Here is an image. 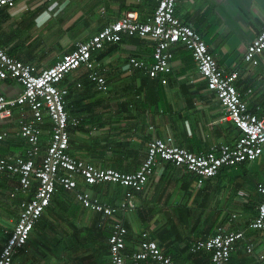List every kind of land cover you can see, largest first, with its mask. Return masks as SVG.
I'll use <instances>...</instances> for the list:
<instances>
[{
    "label": "crops",
    "instance_id": "obj_1",
    "mask_svg": "<svg viewBox=\"0 0 264 264\" xmlns=\"http://www.w3.org/2000/svg\"><path fill=\"white\" fill-rule=\"evenodd\" d=\"M157 3V0H16L14 7H0V45L40 71L128 11L135 12L138 21H147ZM47 12L51 16L38 25ZM176 15L202 35L222 70L238 72L235 80L238 90L249 108L264 117V51L255 63L244 60L247 46L264 27V0H177ZM153 48L150 40L124 35L120 42L93 52L108 81L110 89L106 97L85 96L84 91L91 90L87 83L77 88L85 70L76 71L73 83H67V77L61 82L70 87L67 110L82 120L80 126L71 130L69 152L74 157L99 167L132 172L139 168L152 137L195 153L206 152L220 143L233 144L238 139L240 130L232 121L223 119V105L215 92L208 89L192 51L186 46L172 47V70L158 78H151L143 69L126 66L129 57L152 64ZM163 78L167 81L163 82ZM21 87L15 80L0 79V93L7 96L19 93ZM5 127L11 137L0 147V156L23 153L25 146L17 152L22 142L17 123ZM259 158L264 159V155L226 167L239 172L246 163ZM162 166L144 191L134 193L127 208L120 207L127 191L124 186L79 184L80 188L91 189L102 202L114 206L112 217L83 206L73 190L59 187L32 228L27 243L15 250V264H111L108 236L118 219L128 228V251L138 249L142 232L147 231L176 264H205L208 258L204 257L209 254H194L190 247L222 226L227 230L244 229L246 233V240L236 244L232 264H264V230L248 227L262 201L257 186V192L255 187L245 188L237 180L240 173L224 172L226 167L215 177L204 179L184 167ZM0 179V216L4 214L7 219L6 226L0 225L1 249L19 218L16 203L20 204L21 196L15 202L11 196L6 200V189L11 191L18 180L3 175ZM243 193L249 194L250 200H238L237 196ZM235 202L238 206L233 209ZM248 243L253 244L254 252L247 251Z\"/></svg>",
    "mask_w": 264,
    "mask_h": 264
},
{
    "label": "built area",
    "instance_id": "obj_2",
    "mask_svg": "<svg viewBox=\"0 0 264 264\" xmlns=\"http://www.w3.org/2000/svg\"><path fill=\"white\" fill-rule=\"evenodd\" d=\"M157 1L155 12L147 21H138L136 13L128 11L122 18L104 27L90 39L77 43L56 63L40 71H35L31 63L10 55L0 45V79H12L22 86L19 93L12 96L0 93V127L17 123V133L26 144L23 153L0 156V175L16 177L18 180L10 196H21L19 218L0 249V264H15V250L27 243L32 228L50 205L59 187L73 190L83 206L105 217H112L114 206L102 202L91 189L80 188V183L85 186L100 183L124 186L127 191L120 207L127 208L134 193L144 191L157 169L164 164L184 167L201 178L209 179L226 166H235L264 155V117L249 108L247 100L238 90L235 84L238 72L221 69L202 35L177 17V0ZM15 5L16 0H0V7ZM47 16L50 17L49 12L41 17L38 25H43ZM124 35H136L154 44L152 64L144 59L129 57L126 65L143 69L151 78H158L172 70L174 45L182 44L190 49L208 89L215 92L223 105V119L232 121L240 130L235 143H220L206 152L195 153L162 138L152 137L139 168L132 172L99 167L74 157L69 152L71 130L80 126L82 120L67 110L70 87L61 85V82L72 70L82 69L97 90L107 92V78L100 71V62L95 59L93 52L107 43L122 40ZM263 51L264 27L247 46L244 60L255 63ZM162 80L167 81L166 78ZM76 85L81 86V82ZM261 108L257 106V109ZM15 112L19 115L16 116ZM44 135L48 136L45 145L42 142ZM9 137L11 132L8 128L0 129V147ZM163 169L164 166L160 172ZM257 191L262 201L257 205L256 218L248 224L249 228L255 230L264 229V183L257 185ZM127 235L128 228L123 220L114 221L108 238L111 264L141 260L147 264H176L164 254L149 232H142L136 251L126 249ZM244 240V229L227 230L219 226L213 235L193 242L190 251H210L213 264H232L236 244ZM246 249L254 252L253 244L248 243Z\"/></svg>",
    "mask_w": 264,
    "mask_h": 264
},
{
    "label": "rangeland",
    "instance_id": "obj_3",
    "mask_svg": "<svg viewBox=\"0 0 264 264\" xmlns=\"http://www.w3.org/2000/svg\"><path fill=\"white\" fill-rule=\"evenodd\" d=\"M76 71L77 70H72L66 77L67 79V83H73L74 82V78H76ZM91 99L94 97L95 99L97 98H102V97H106L107 93H96V94H92L91 95ZM79 137H81L83 140H85L84 136L79 135ZM262 164H264V159H257L254 162H250V163H246L240 170L239 172L234 170L232 167L228 168L224 170V172H231V173H240V177H238L239 179H237L238 181H242L243 185L245 188H252L257 186V184L259 183V181L263 180L264 181V168L262 167ZM226 174V173H225ZM233 175V174H232ZM1 181V179H0ZM1 185V182H0ZM9 189H6V194L8 193ZM255 192L256 191V187L254 189ZM249 194L247 196H243L242 194H240V196H237V199H241V200H250L249 198ZM254 197V196H251ZM9 198V197H8ZM16 199H12V201H15ZM238 202H235V204L232 206V208L234 209L235 207H237ZM4 206H8V204H4ZM0 225L2 226H6L7 225V219L6 216L4 214H2L0 216Z\"/></svg>",
    "mask_w": 264,
    "mask_h": 264
},
{
    "label": "trees",
    "instance_id": "obj_4",
    "mask_svg": "<svg viewBox=\"0 0 264 264\" xmlns=\"http://www.w3.org/2000/svg\"><path fill=\"white\" fill-rule=\"evenodd\" d=\"M131 36H136V35H131ZM121 41V40H120ZM120 41H117V42H120ZM116 42V43H117ZM115 42H110V43H107V44H105L102 48H100V49H103L104 47H106L107 45H110V44H114ZM99 49V50H100ZM79 82H81V86H83V84L85 83H87V84H89V86H90V88H91V90H86V91H84V94H85V96H87V95H92V94H96V93H108V91L107 92H102V91H99V90H97L96 88H95V84L92 82V81H90L89 80V78H88V74L85 72V74H84V76L82 77V79H81V81H79ZM81 86H79V87H81ZM77 88H78V86H77ZM110 89V88H109ZM70 95V94H69ZM20 139L22 140V142H20V145H19V147L17 148V152L19 151V150H21V151H23V148H24V146L26 147V144H25V142H24V140H23V138H21L20 137ZM47 141H48V136L47 135H44V136H42V142H43V144L45 145L46 143H47ZM12 151H16V150H12ZM223 169V168H222ZM4 177H6V175H4ZM14 188L15 187H13V189L12 190H14ZM64 189V188H63ZM11 190V191H12ZM10 191V190H9ZM8 191V197L10 198V195H9V193L11 192H9ZM262 197V196H261ZM9 198L8 199H6V200H9ZM11 199V201H12V199H16V198H10ZM15 202V201H14ZM80 202V201H79ZM81 203V202H80ZM82 204V203H81ZM83 205V204H82ZM19 206V203L17 202L16 203V207H18ZM18 210V209H17ZM19 212V211H18ZM17 212V216H18V213ZM257 230H260V229H257ZM264 230V229H263ZM111 233V232H110ZM109 236H110V234H109ZM108 236V237H109ZM201 252H207L209 255H206V257H204V259L206 258H208L207 259V261H205L206 263L205 264H213L212 263V260H211V258H212V253L210 252V251H205V250H202V251H200V252H198V253H201ZM198 253H194V254H198ZM208 256V257H207Z\"/></svg>",
    "mask_w": 264,
    "mask_h": 264
},
{
    "label": "clouds",
    "instance_id": "obj_5",
    "mask_svg": "<svg viewBox=\"0 0 264 264\" xmlns=\"http://www.w3.org/2000/svg\"><path fill=\"white\" fill-rule=\"evenodd\" d=\"M51 16V15H50ZM215 177V176H214ZM213 178V177H212ZM259 193V192H258ZM243 196H245V194L243 195ZM261 203V202H260Z\"/></svg>",
    "mask_w": 264,
    "mask_h": 264
}]
</instances>
